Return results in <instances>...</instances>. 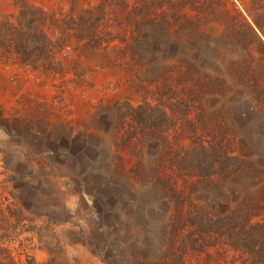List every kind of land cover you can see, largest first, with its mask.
<instances>
[{"label":"rangeland","instance_id":"1","mask_svg":"<svg viewBox=\"0 0 264 264\" xmlns=\"http://www.w3.org/2000/svg\"><path fill=\"white\" fill-rule=\"evenodd\" d=\"M150 1L0 0L17 264H264V0H233L262 28L246 48L237 20L196 45L189 3ZM198 79L214 89L196 99Z\"/></svg>","mask_w":264,"mask_h":264},{"label":"trees","instance_id":"2","mask_svg":"<svg viewBox=\"0 0 264 264\" xmlns=\"http://www.w3.org/2000/svg\"><path fill=\"white\" fill-rule=\"evenodd\" d=\"M155 1L156 0H152L149 3H147L148 12H150L151 4L153 5V3L154 4L159 3L160 5H163V4H166L169 0H158V2H155ZM220 1H221V5H218L217 0H186V1L178 0L179 12L181 16H182V7L185 5V3L187 4L189 3L191 7L192 15H191L190 21L193 24L192 39H194L193 41L196 43V45L197 44L199 45L198 37L200 36V34L201 33L205 34V32H203L202 30V26L206 25V23L209 24V22L211 21V17L216 16V15H223V17L227 16V18H229L231 23L233 22V20L238 21L237 27H235L234 30L232 29L231 31L232 33L235 32L234 34L238 38V41L239 42L241 41V46L243 45L246 48V46L248 47V43L250 42H257L263 45L261 37L255 30V27H257L258 29L262 31L261 25L258 21V18L256 17V15L258 14H252V12H250L248 8L245 7V11L247 12L248 17H249L247 18L243 14V12L237 8L233 0H220ZM254 2L257 3L256 0ZM249 19H251V22L249 21ZM161 23L165 27V24L167 23L165 15L162 16ZM229 25L236 26L235 24H229ZM248 68H249V65L245 64L242 70L243 76L245 73L248 72ZM196 84H197L196 85L197 87L195 89L196 96H194L196 97V99H199L201 95L207 92H212V89H214V84L211 81L200 82L198 79ZM253 87H257L256 82L254 83ZM1 255L7 256L8 264H17V262L14 261L13 258H11L7 247L6 249L4 248V243L2 241H0V256Z\"/></svg>","mask_w":264,"mask_h":264}]
</instances>
